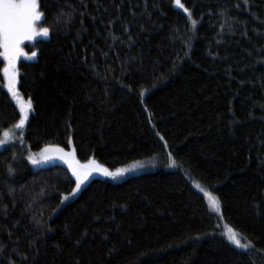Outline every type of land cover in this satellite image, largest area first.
Masks as SVG:
<instances>
[{
  "label": "trees",
  "instance_id": "1",
  "mask_svg": "<svg viewBox=\"0 0 264 264\" xmlns=\"http://www.w3.org/2000/svg\"><path fill=\"white\" fill-rule=\"evenodd\" d=\"M40 3L49 35L17 66L32 112L0 151V264H264V0ZM18 119L0 62V137ZM46 146L146 169L63 204L68 170L27 162Z\"/></svg>",
  "mask_w": 264,
  "mask_h": 264
},
{
  "label": "snow or ice",
  "instance_id": "2",
  "mask_svg": "<svg viewBox=\"0 0 264 264\" xmlns=\"http://www.w3.org/2000/svg\"><path fill=\"white\" fill-rule=\"evenodd\" d=\"M176 5L179 8H183L187 13L188 9L180 3V0H175ZM189 16L191 14L189 13ZM45 17V13L41 10L40 0H0V52L3 60L6 62V66L3 68L4 77L7 80L8 91L13 96L18 95L15 90L17 70L16 63L19 57L25 55L21 45L26 40H33L37 35H43L47 37L49 35V28L44 27L38 31L37 25ZM195 23V21H193ZM33 56L36 54L33 52ZM31 110V102L25 106L21 104L20 113L21 118L15 125L18 129H23L26 121L28 120V112ZM9 133L5 132L4 137H8ZM163 139V138H162ZM4 141L0 140V146H3ZM55 157L56 159L62 160L67 164L68 168L71 169L72 176L75 177V189L73 195L80 191L81 184L90 176L93 172H99L105 176H116L122 175L126 169H117L116 172H110L107 168L97 165L94 160H90L87 164H79L75 160V152H65L63 148H45L41 153L43 160H49ZM31 159L33 164H37L40 161L37 159ZM11 172V167L9 168ZM208 196V193L205 192ZM68 196H64L63 201H67ZM211 207L216 211L220 212V202L212 196H209ZM62 201V202H63ZM228 239L235 243L237 248L248 249L249 245L242 244L237 238L236 233L229 228Z\"/></svg>",
  "mask_w": 264,
  "mask_h": 264
},
{
  "label": "rangeland",
  "instance_id": "3",
  "mask_svg": "<svg viewBox=\"0 0 264 264\" xmlns=\"http://www.w3.org/2000/svg\"><path fill=\"white\" fill-rule=\"evenodd\" d=\"M174 5H175V7H176L177 9H181V8H179V7L176 5V2L174 3ZM40 22H41V21H40ZM40 22H38V25H37L38 31H39V30H42V28H43V27L41 26ZM47 37H48V36H47ZM47 37H45V36H43V35H37L33 40H26V41L21 45V47H22L23 50H24L25 55L19 57V59L17 60V63H16V70H17L18 63H19L21 60H32V59H34V56H33L32 54L27 53V51H26V49H25V45H26L27 43L31 42V41H34V40H37V39H46ZM2 51H3V50L0 49V52H2ZM0 62H2V74H3V68L6 66V62L3 60L2 55H0ZM17 74H18V70H17ZM16 80H17V78H16ZM3 88H4L5 91L9 94L11 100L13 101V103L15 104V106H16V108H17V110H18V113H19V119H18V121H17V123H18L19 120H20V118H21V113H20V106H21V104L27 106L30 100H28V99H26V98H24V97H22V96L20 95V93L18 92V88H17V82H16V85H15V90H16V92L18 93V95L13 96L12 93H10V92L8 91L7 80H6V78L4 77V74H3ZM31 112H32V107H31V110L28 112V120H29V118H30ZM28 120L26 121V123L28 122ZM17 123H16V124H17ZM26 123H25V125H26ZM16 124H15V125H16ZM15 125H14L12 128H10V129H8V130L5 131V132H8V133H9V136H8V137H4V133H5V132H4V133L2 134V136L0 137V140H3V141H4L3 146H0V151H1V150H4V149H6V148H12V147H13V148H18V147L21 145V142H20V136H21V133H22V130H23V129H18V128L15 127ZM46 147H47V148H56L57 146H46ZM46 147H43L42 149H40V150L37 151V152L30 153V154L27 156V162H28L29 166H30L31 168H34V169H35V168H40V167L48 166V165H51V164H59V165L64 166V167L68 170L69 174L72 176L71 169H69L68 166H67V164H65L62 160H60V159H56L55 157H53L52 159H49V160H43V159L41 158V153H42L43 149H45ZM59 148H60V147H59ZM64 151H65V152H73L74 150H73L72 148H70V149H64ZM30 157H31L32 159H37V160H39L40 162L37 163V164H33V163L31 162ZM75 160L78 161L79 164H81V165H83V164H87V163L90 161V160H89V161H87V162H81V161H79V160L77 159L76 155H75ZM95 163H96L97 165H100L101 167L106 168L105 166L99 164V163L96 162V161H95ZM120 169H126L127 171H125L122 175L116 176L115 178H112L111 176H105V175H102V174L99 173V172H93V173H92L90 176H88V178H87V179L81 184V188H83L85 185H87L88 182H89L91 179L96 178V177L107 178V179H109V180H111V181H113V182H117V181H120L121 179H123L124 177H126V176H128V175L138 174V173L144 171L146 168H145V165H142V164H139V163H134V164L128 165V166L123 167V168H120ZM108 170H109V169H108ZM116 170H117V169H116ZM116 170H109V171H110V172H116ZM72 178L74 179V181H75V183H76L75 177L72 176ZM81 188H80V189H81ZM74 189H75V187L73 188V190H74ZM73 190H72L69 194L64 195V196H68V197H69V199H68L67 201H63L64 196L62 197V199H61V203L64 204V203H66V202L72 200V199L75 198V197L78 195V193L80 192V191H78V192L75 193V195H73ZM62 201H63V202H62ZM230 242H231V241H230ZM231 243L236 247L235 243H233V242H231ZM240 249H242V248H240Z\"/></svg>",
  "mask_w": 264,
  "mask_h": 264
}]
</instances>
